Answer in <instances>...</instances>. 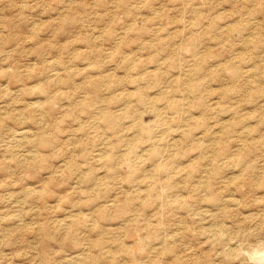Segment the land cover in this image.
Masks as SVG:
<instances>
[{
  "label": "rangeland",
  "instance_id": "rangeland-1",
  "mask_svg": "<svg viewBox=\"0 0 264 264\" xmlns=\"http://www.w3.org/2000/svg\"><path fill=\"white\" fill-rule=\"evenodd\" d=\"M264 0H0V264H263Z\"/></svg>",
  "mask_w": 264,
  "mask_h": 264
},
{
  "label": "bare ground",
  "instance_id": "bare-ground-1",
  "mask_svg": "<svg viewBox=\"0 0 264 264\" xmlns=\"http://www.w3.org/2000/svg\"><path fill=\"white\" fill-rule=\"evenodd\" d=\"M262 263L264 264V261H262Z\"/></svg>",
  "mask_w": 264,
  "mask_h": 264
}]
</instances>
